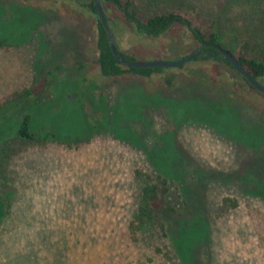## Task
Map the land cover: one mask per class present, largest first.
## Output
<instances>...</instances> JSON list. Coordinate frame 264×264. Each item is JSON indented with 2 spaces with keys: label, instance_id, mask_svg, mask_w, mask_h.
Masks as SVG:
<instances>
[{
  "label": "rangeland",
  "instance_id": "obj_1",
  "mask_svg": "<svg viewBox=\"0 0 264 264\" xmlns=\"http://www.w3.org/2000/svg\"><path fill=\"white\" fill-rule=\"evenodd\" d=\"M133 1L145 20L177 11L204 30L217 22L227 49L249 39L264 59V0ZM92 2L0 0V108L18 100L0 112L11 115L0 126V264H264V95L215 61L104 77ZM109 17L132 61L200 46L182 26L153 39L120 11ZM25 115L60 140L18 139ZM162 180L175 211L134 241L142 190Z\"/></svg>",
  "mask_w": 264,
  "mask_h": 264
},
{
  "label": "trees",
  "instance_id": "obj_2",
  "mask_svg": "<svg viewBox=\"0 0 264 264\" xmlns=\"http://www.w3.org/2000/svg\"><path fill=\"white\" fill-rule=\"evenodd\" d=\"M104 6L109 25L113 30V24L111 23V18L109 17V13L112 10H118L127 20L128 23L133 27L134 31L137 35L144 36L146 38L160 39L168 34H170L176 26H182L186 28L191 34L193 40L197 42L199 45L202 43H210L213 45H217L227 49L226 38L223 35L222 30L220 29L217 22L212 23V26L208 30H204L201 27H198L194 24V22L184 13L172 11L167 12L161 15H157L154 17H150L148 19L141 18L137 12L134 10V1L133 0H101ZM92 9V13L96 15V29H97V48H98V65L101 70V73L104 77H122L126 74H133L145 78L152 77L154 74L160 73L164 71L163 68H147V69H138L124 66L117 58L113 55L109 40L108 34L101 23L97 9L95 7L94 2L89 4ZM114 31V30H113ZM117 45V43H116ZM251 45V41L249 39L241 42L239 46V53L235 54L231 50L230 51L236 58L239 63L244 67L249 74L263 84L264 82V59L259 56H253L248 52L249 47ZM118 47V45H117ZM119 49V47H118ZM204 52L210 53L214 57H220V53L218 50L212 47H205L203 49ZM125 58L131 60L128 56L121 53ZM215 61L217 65L225 64L229 66L233 71L237 72L235 68L229 62L216 61L211 59L208 56L199 57L194 61ZM238 75H240L237 72ZM243 79L244 84L247 88L257 90L251 86L244 77L240 75ZM264 85V84H263ZM31 95L30 91L24 92L20 98H28ZM18 101V100H16ZM14 101V102H16ZM6 103L3 107L0 108V112L5 111L8 107L13 104ZM7 112H4L2 119L4 121H8L11 119V115ZM4 121H0V126H2ZM32 117L30 115H25L23 118L18 131L17 137L22 141H31V142H56L59 141L60 138L56 135L52 130L41 131L36 133L32 129ZM140 173V172H138ZM148 178L149 174L146 175ZM169 186L167 180H162L161 183H151L147 184L142 190V204L138 209V212L135 218L130 223V232L132 235V239L134 241L137 240L138 233L142 230L144 224L148 221H155L159 225H162L161 214L164 211H175V208L168 202L167 196L169 194ZM7 199L1 198L0 200V227L6 222L8 219V210L7 208ZM224 203L229 205L230 208L237 207V202L235 199L226 198ZM7 212V213H6ZM168 260H171V257L165 256Z\"/></svg>",
  "mask_w": 264,
  "mask_h": 264
},
{
  "label": "water",
  "instance_id": "obj_3",
  "mask_svg": "<svg viewBox=\"0 0 264 264\" xmlns=\"http://www.w3.org/2000/svg\"><path fill=\"white\" fill-rule=\"evenodd\" d=\"M95 7L97 9L98 17L103 24L107 34H108V40L113 52V55L119 60L124 66L131 67V68H138V69H147V68H163V69H172V68H180L184 67L194 60H196L199 57L208 56L213 60L216 61H227L229 62L235 70L246 79V81L253 86L259 93L264 95V85L260 83L258 80L253 78L249 72L242 67V65L239 63L236 56H234L230 51L227 49L213 45L210 43H202L197 50H195L193 53L189 54L185 58L177 61H132L127 58H125L120 50L118 49L116 45V37L114 34V31L109 25V21L104 9V6L102 4L101 0H93ZM205 47H212L219 51L220 57H214L208 52H204L203 49Z\"/></svg>",
  "mask_w": 264,
  "mask_h": 264
}]
</instances>
